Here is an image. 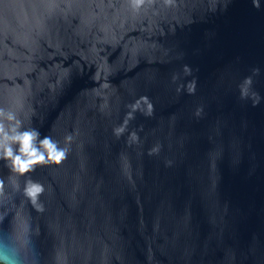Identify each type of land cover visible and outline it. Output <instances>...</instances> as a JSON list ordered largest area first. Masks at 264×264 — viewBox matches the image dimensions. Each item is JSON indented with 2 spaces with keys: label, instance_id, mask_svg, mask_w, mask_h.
Returning <instances> with one entry per match:
<instances>
[{
  "label": "water",
  "instance_id": "water-1",
  "mask_svg": "<svg viewBox=\"0 0 264 264\" xmlns=\"http://www.w3.org/2000/svg\"><path fill=\"white\" fill-rule=\"evenodd\" d=\"M221 4L0 0V103L14 96L26 123L75 137L31 173L44 211L10 188L0 201V229L30 236L37 264H264V105L232 91L264 62V10ZM185 63L194 94L176 91ZM142 94L154 115L137 110L117 135Z\"/></svg>",
  "mask_w": 264,
  "mask_h": 264
},
{
  "label": "clouds",
  "instance_id": "clouds-1",
  "mask_svg": "<svg viewBox=\"0 0 264 264\" xmlns=\"http://www.w3.org/2000/svg\"><path fill=\"white\" fill-rule=\"evenodd\" d=\"M235 0H222L218 6V12L226 13ZM251 6L257 10H264V0H249ZM129 7L133 12H140L146 0H128ZM237 66L241 65L242 57L237 55L233 59ZM186 75L192 78L181 81L177 85V92L187 91L194 94L197 91L198 77L193 76L194 71L199 68L187 63L183 65ZM173 79H179V74H174ZM264 62H256L247 65V70L240 72L239 79L232 89L237 101L243 107L251 104L253 107L264 105ZM130 110L126 113L122 124L114 127L113 131L119 135L125 130L129 118L135 116V112L141 111L144 115H154L155 104L147 95L142 94L129 103ZM24 107L22 100L12 97L8 104L0 103V162L8 170L7 175H0V201L8 193L9 188L13 193H22L27 201L38 211H44V203L41 200L42 193L46 190L43 181L34 178L31 173L38 166L61 164L67 159L71 151V142L75 138L73 132L69 131L64 136V144L52 135L45 134L33 123H26L21 115ZM205 104L200 103L195 108V115L201 116ZM30 119V117H29ZM240 123L247 128V115L240 116ZM132 135H136L135 132ZM158 150V149H153ZM23 178V184H21ZM0 213V221L3 219ZM0 264H37L33 257L32 238L27 235L18 234L13 228L0 229Z\"/></svg>",
  "mask_w": 264,
  "mask_h": 264
}]
</instances>
